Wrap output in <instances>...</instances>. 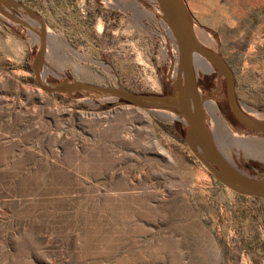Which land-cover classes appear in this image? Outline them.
Returning <instances> with one entry per match:
<instances>
[{"label": "rangeland", "instance_id": "obj_1", "mask_svg": "<svg viewBox=\"0 0 264 264\" xmlns=\"http://www.w3.org/2000/svg\"><path fill=\"white\" fill-rule=\"evenodd\" d=\"M183 1L264 116V0ZM195 63L204 128L264 179V132L235 121L225 74ZM183 80L165 0H0V264H264V199L222 184L174 125ZM207 101L237 136L212 128Z\"/></svg>", "mask_w": 264, "mask_h": 264}, {"label": "water", "instance_id": "obj_2", "mask_svg": "<svg viewBox=\"0 0 264 264\" xmlns=\"http://www.w3.org/2000/svg\"><path fill=\"white\" fill-rule=\"evenodd\" d=\"M170 24L177 40L181 63L183 68V84L178 93L171 98V104L178 109L183 116L192 138L197 140L205 150L209 159L201 158L206 167L224 185L238 194L264 198V179L252 177L231 163L221 152L219 147L210 138L201 122V98L197 79L196 65L193 50L203 55L226 76L227 98L230 108L237 121L244 127L264 132V127L259 125L242 108L235 85L234 72L228 62L213 50L199 44L189 30L188 13L183 0H165ZM90 87L99 91L123 97L127 99L130 93L98 85L89 84ZM65 88H52L49 91L61 92ZM188 94L192 104L188 105ZM144 99L165 102L163 98L153 95H139Z\"/></svg>", "mask_w": 264, "mask_h": 264}, {"label": "bare ground", "instance_id": "obj_3", "mask_svg": "<svg viewBox=\"0 0 264 264\" xmlns=\"http://www.w3.org/2000/svg\"><path fill=\"white\" fill-rule=\"evenodd\" d=\"M188 27L194 36V33H193L190 25H188ZM199 37H201L204 41H207V42H208V40H211L210 35L204 33L201 30L199 31ZM193 55H194V60L197 59V65L202 67L204 70H211L213 68L212 63L208 59L204 58L201 54H198V52L193 50ZM190 104H191L190 95L188 94V105H190ZM204 105H205L206 111L208 112V114L211 116V118L213 120L211 122L212 128H214L216 130V127L219 126L220 128H222L224 130V132L228 131L231 133V135L237 136V131H235L230 126V124L226 121V119L219 114V108L214 101H207ZM255 121L258 122L259 125L264 127V116L263 115H258V117L255 119ZM215 124H217L218 126H214Z\"/></svg>", "mask_w": 264, "mask_h": 264}, {"label": "trees", "instance_id": "obj_4", "mask_svg": "<svg viewBox=\"0 0 264 264\" xmlns=\"http://www.w3.org/2000/svg\"><path fill=\"white\" fill-rule=\"evenodd\" d=\"M198 85H199V83H198ZM121 99H122V101H126V100L123 99V98H121ZM235 121H236L237 123H239V122L237 121L236 118H235ZM239 124H240V123H239ZM174 125H175L176 129L180 131V133H181L182 136H185V135L187 134V130H188V127H187V126H186V127H183L182 123L179 122V121L175 122Z\"/></svg>", "mask_w": 264, "mask_h": 264}, {"label": "crops", "instance_id": "obj_5", "mask_svg": "<svg viewBox=\"0 0 264 264\" xmlns=\"http://www.w3.org/2000/svg\"><path fill=\"white\" fill-rule=\"evenodd\" d=\"M242 197H245L247 199H255L256 198L254 196H246V195H242ZM257 198H259V197H257ZM261 199H264V198H261ZM247 201H252V200H247Z\"/></svg>", "mask_w": 264, "mask_h": 264}]
</instances>
